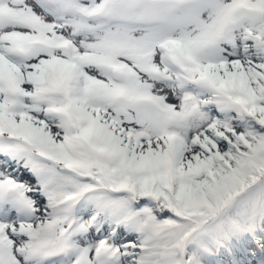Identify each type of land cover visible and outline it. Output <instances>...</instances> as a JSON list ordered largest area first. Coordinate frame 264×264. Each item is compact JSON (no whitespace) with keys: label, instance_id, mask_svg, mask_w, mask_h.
Instances as JSON below:
<instances>
[{"label":"snow or ice","instance_id":"6c2138e0","mask_svg":"<svg viewBox=\"0 0 264 264\" xmlns=\"http://www.w3.org/2000/svg\"><path fill=\"white\" fill-rule=\"evenodd\" d=\"M0 264H264V0H0Z\"/></svg>","mask_w":264,"mask_h":264}]
</instances>
